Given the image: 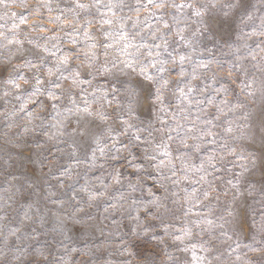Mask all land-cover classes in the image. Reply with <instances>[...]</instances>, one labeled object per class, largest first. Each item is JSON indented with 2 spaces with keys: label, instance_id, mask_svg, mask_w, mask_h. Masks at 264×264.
Listing matches in <instances>:
<instances>
[{
  "label": "clouds",
  "instance_id": "obj_1",
  "mask_svg": "<svg viewBox=\"0 0 264 264\" xmlns=\"http://www.w3.org/2000/svg\"><path fill=\"white\" fill-rule=\"evenodd\" d=\"M0 264H264V0H0Z\"/></svg>",
  "mask_w": 264,
  "mask_h": 264
}]
</instances>
